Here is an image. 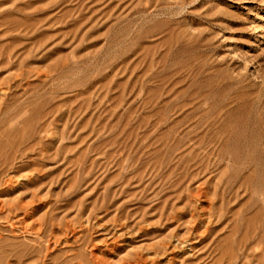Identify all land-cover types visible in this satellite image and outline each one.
Returning a JSON list of instances; mask_svg holds the SVG:
<instances>
[{
    "label": "rangeland",
    "instance_id": "rangeland-1",
    "mask_svg": "<svg viewBox=\"0 0 264 264\" xmlns=\"http://www.w3.org/2000/svg\"><path fill=\"white\" fill-rule=\"evenodd\" d=\"M0 264H264V0H0Z\"/></svg>",
    "mask_w": 264,
    "mask_h": 264
}]
</instances>
